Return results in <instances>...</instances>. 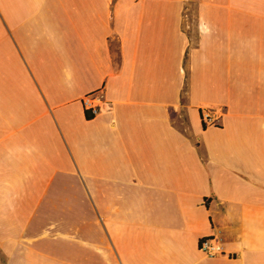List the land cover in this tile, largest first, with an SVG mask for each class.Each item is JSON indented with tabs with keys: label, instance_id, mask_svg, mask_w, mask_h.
Here are the masks:
<instances>
[{
	"label": "crops",
	"instance_id": "0c3cea01",
	"mask_svg": "<svg viewBox=\"0 0 264 264\" xmlns=\"http://www.w3.org/2000/svg\"><path fill=\"white\" fill-rule=\"evenodd\" d=\"M0 256L264 264V0H0Z\"/></svg>",
	"mask_w": 264,
	"mask_h": 264
},
{
	"label": "built area",
	"instance_id": "2783aa9c",
	"mask_svg": "<svg viewBox=\"0 0 264 264\" xmlns=\"http://www.w3.org/2000/svg\"><path fill=\"white\" fill-rule=\"evenodd\" d=\"M82 105L89 116H96L109 107V102L104 98L103 89L94 94L82 98ZM201 120L204 126H212L221 116L222 110L214 107L201 109ZM199 250L208 258H215L225 255V251L218 234H212L202 238L199 243Z\"/></svg>",
	"mask_w": 264,
	"mask_h": 264
},
{
	"label": "rangeland",
	"instance_id": "374dc122",
	"mask_svg": "<svg viewBox=\"0 0 264 264\" xmlns=\"http://www.w3.org/2000/svg\"><path fill=\"white\" fill-rule=\"evenodd\" d=\"M0 264H3V261H2V259H1V256H0Z\"/></svg>",
	"mask_w": 264,
	"mask_h": 264
}]
</instances>
